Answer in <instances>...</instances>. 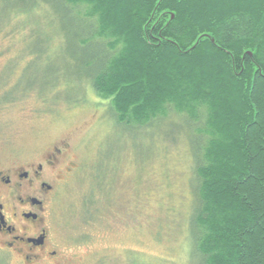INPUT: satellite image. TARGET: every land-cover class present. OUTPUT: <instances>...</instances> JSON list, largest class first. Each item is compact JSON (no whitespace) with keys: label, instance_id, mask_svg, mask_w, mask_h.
Returning a JSON list of instances; mask_svg holds the SVG:
<instances>
[{"label":"rangeland","instance_id":"374dc122","mask_svg":"<svg viewBox=\"0 0 264 264\" xmlns=\"http://www.w3.org/2000/svg\"><path fill=\"white\" fill-rule=\"evenodd\" d=\"M84 8L0 0V173L53 163L56 255L37 264H198L191 236L196 170L213 139L206 112L192 119L166 106L150 126H116L90 87L101 60L81 67L100 46L72 39L95 28ZM0 264L26 262L0 253Z\"/></svg>","mask_w":264,"mask_h":264},{"label":"trees","instance_id":"16d2710c","mask_svg":"<svg viewBox=\"0 0 264 264\" xmlns=\"http://www.w3.org/2000/svg\"><path fill=\"white\" fill-rule=\"evenodd\" d=\"M65 2L95 25L72 39L100 46L81 67L101 60L90 87L116 126H150L166 106L192 119L205 110L198 264H264V0Z\"/></svg>","mask_w":264,"mask_h":264},{"label":"flooded vegetation","instance_id":"af4514ba","mask_svg":"<svg viewBox=\"0 0 264 264\" xmlns=\"http://www.w3.org/2000/svg\"><path fill=\"white\" fill-rule=\"evenodd\" d=\"M47 159V157L45 158ZM44 160L15 173H0V253L37 264L56 253L49 245L50 195L54 191Z\"/></svg>","mask_w":264,"mask_h":264},{"label":"water","instance_id":"95a60500","mask_svg":"<svg viewBox=\"0 0 264 264\" xmlns=\"http://www.w3.org/2000/svg\"><path fill=\"white\" fill-rule=\"evenodd\" d=\"M210 41H211V43H213L214 42L213 38H210ZM249 55H250V53H249Z\"/></svg>","mask_w":264,"mask_h":264}]
</instances>
